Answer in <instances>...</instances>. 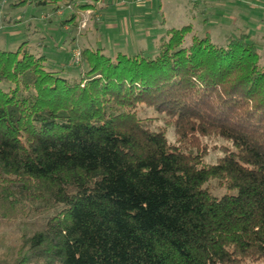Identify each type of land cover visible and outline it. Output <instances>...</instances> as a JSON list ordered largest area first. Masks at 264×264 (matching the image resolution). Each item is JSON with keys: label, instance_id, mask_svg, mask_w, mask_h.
Here are the masks:
<instances>
[{"label": "trees", "instance_id": "obj_1", "mask_svg": "<svg viewBox=\"0 0 264 264\" xmlns=\"http://www.w3.org/2000/svg\"><path fill=\"white\" fill-rule=\"evenodd\" d=\"M191 32L84 48L76 78L0 48V264H264V62Z\"/></svg>", "mask_w": 264, "mask_h": 264}, {"label": "rangeland", "instance_id": "obj_2", "mask_svg": "<svg viewBox=\"0 0 264 264\" xmlns=\"http://www.w3.org/2000/svg\"><path fill=\"white\" fill-rule=\"evenodd\" d=\"M14 1L0 0V48L15 50L27 41L30 52L46 56L48 70L60 71L69 78L78 77L86 68L81 57L84 48H103L108 56L123 52L150 58L156 54L166 30L183 25L192 26L187 44L193 34L203 35L206 31L219 44L230 35L246 33L257 44L264 62V0H47L45 4L26 0L12 6ZM85 3L92 7H79ZM146 114L154 116L151 110ZM160 125L161 121L151 127ZM167 136L169 141L175 140L169 127ZM205 141L219 146L209 150V162L221 155L220 145H228L213 137ZM225 193L213 187L215 196Z\"/></svg>", "mask_w": 264, "mask_h": 264}, {"label": "crops", "instance_id": "obj_3", "mask_svg": "<svg viewBox=\"0 0 264 264\" xmlns=\"http://www.w3.org/2000/svg\"><path fill=\"white\" fill-rule=\"evenodd\" d=\"M138 1H140V0H138ZM146 1H150V0H146ZM140 2H141V1H140ZM108 26H113V25L110 24V25H108Z\"/></svg>", "mask_w": 264, "mask_h": 264}, {"label": "built area", "instance_id": "obj_4", "mask_svg": "<svg viewBox=\"0 0 264 264\" xmlns=\"http://www.w3.org/2000/svg\"><path fill=\"white\" fill-rule=\"evenodd\" d=\"M75 60H78V57H75Z\"/></svg>", "mask_w": 264, "mask_h": 264}]
</instances>
